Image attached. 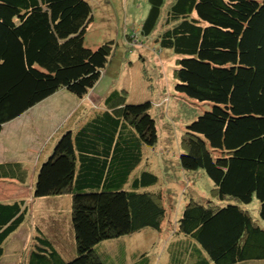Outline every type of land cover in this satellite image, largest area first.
Returning <instances> with one entry per match:
<instances>
[{"label":"trees","instance_id":"obj_1","mask_svg":"<svg viewBox=\"0 0 264 264\" xmlns=\"http://www.w3.org/2000/svg\"><path fill=\"white\" fill-rule=\"evenodd\" d=\"M148 1L142 42L175 56L178 98L210 106L185 125L161 174L148 152L159 142L150 100L130 103L125 90L111 88L88 118L61 127L31 196L54 200L61 214L41 217L26 264H152L139 249L109 260L96 251L148 227L175 235L164 264H264V0ZM93 19L89 0H0V135L57 92L83 98L104 78L114 41L86 45ZM133 34H125L129 45ZM21 169L0 163V180L26 182ZM200 169L212 198L191 199L169 219L181 174ZM27 201L0 199V261L26 222ZM255 202L257 214L248 208ZM56 219L72 239L50 231Z\"/></svg>","mask_w":264,"mask_h":264},{"label":"rangeland","instance_id":"obj_2","mask_svg":"<svg viewBox=\"0 0 264 264\" xmlns=\"http://www.w3.org/2000/svg\"><path fill=\"white\" fill-rule=\"evenodd\" d=\"M89 1L93 5L94 19L89 25L85 36L86 45L95 49L109 40L114 41V50L110 63L104 70V78L85 97L73 101L65 99V101L57 102L53 108L49 110L43 109L42 111H52V118L55 115H60L61 118H65V121L74 114H78V117L80 115L88 118L91 113L100 108L104 95L111 88H118L120 91L125 90L130 103H141L150 100L153 103L152 112L156 117L159 142L156 146L149 147L148 152L155 157L152 160L151 169L161 174L163 170L161 161L166 158H175L172 153L176 145L180 147L185 125L198 112L205 108L208 109L210 105L187 97L178 98L179 93L175 90L174 79L175 56L169 53L168 50H164L162 53L158 52L159 46L153 43L152 39L145 41V43L142 42V36L138 31L141 21L146 17L150 8L148 0ZM133 30L135 34L129 37V42L134 39L129 45L126 42L125 34H131ZM128 45L131 52L128 51ZM153 46L156 50L153 49ZM65 93L68 92L65 91ZM68 94L71 95L70 93ZM44 118L43 115L30 116L29 114L25 115L20 120L21 123L19 125L16 124V127L15 125H8L7 132L17 133V136L15 135L16 138L14 136L9 144L14 147L23 139L29 143L35 141V144L41 146L50 141L52 133H49L48 136L43 135L47 134V128H41L42 124L40 125L41 120ZM33 133L37 134L38 138L43 135L44 139L41 141L34 140L35 136ZM20 134L23 135V138H20ZM29 148L31 147L29 146ZM0 150L2 152V147ZM21 150L13 149L9 157L19 158ZM27 156H30V154H27ZM22 159L26 160L25 158ZM147 166L150 167L149 164ZM181 176L180 179H183V183L179 184L178 188L175 186L179 189L177 193L179 201L176 206L177 209L170 207L171 203H167L168 215L171 220L176 219L175 217L180 214L179 212H182L183 205L185 206L191 199L206 201L212 198L210 191L213 183L202 169L187 171L186 178L184 174H181ZM9 184H0V187L8 186L6 194L9 197L12 196L13 199L20 198L14 197L16 196L14 191H17L19 186ZM31 196L32 194H30L27 201L29 213L26 222L16 236L10 239V243L5 246L7 255L0 264L27 263V258L24 254L32 242L35 228L38 225L37 217H45L47 215L46 210L49 207L46 202L42 201L43 203L38 208V202L36 203L35 200H32ZM257 203L250 204V207H248L254 214L258 212ZM53 204L51 201L50 205L52 206ZM67 230H69V226ZM67 230L59 226L56 232L64 237L66 233L70 232ZM26 235L30 238L28 243H24ZM174 236L173 233L168 231L167 227L160 231L148 227L118 239L104 240L96 246V251L104 260H109L111 253L115 251L121 252L125 247L130 251L139 249L142 252L141 256L146 254L151 257L152 264H158L159 262L164 264L167 261H171L172 243L176 242ZM65 238L70 239L68 235ZM62 245L65 244L64 242L62 244L61 241V247ZM75 255L71 254L69 257H74Z\"/></svg>","mask_w":264,"mask_h":264},{"label":"crops","instance_id":"obj_3","mask_svg":"<svg viewBox=\"0 0 264 264\" xmlns=\"http://www.w3.org/2000/svg\"><path fill=\"white\" fill-rule=\"evenodd\" d=\"M65 99H69L70 101H73L75 99H81V98H79L75 95H72V94L69 95L68 93H65V91L64 92L59 91L55 95H53L51 98H48L47 100H45L41 104H39L37 107H34L33 109H31L29 111V113L24 114L23 116L14 120L11 123H8L5 126L3 132L1 133V135H0V148L2 147V152L0 150V163H11V162L20 163L22 166L21 170H24L27 173L26 182L18 183L17 180H12L10 182L9 179H6L7 181L6 180H0V184L8 185L9 183H11L9 185L19 186V189L17 191H14L16 193V196H14V197L29 199L28 197L30 196V194H32V186L34 184V180L36 177V172L38 171V168H39V164L41 163V161L43 159L47 158V156H49V154L53 150V147H54L55 141H56V137H57V133L59 132L60 128L66 124L75 125L78 121L83 119V116L79 115V117H78V114H74V115L69 116L68 120L65 121V118L64 119L61 118L60 115H55V117L52 118L51 117L52 111L51 112L50 111H42L43 109L49 110L50 108H53L57 102L65 101ZM29 114H30V116L31 115H33V116L43 115L45 117L44 119L41 120L40 125L42 124L41 128H44V127L47 128V130H46L47 134H43V135L48 136L49 133H52L51 134L52 137H51L50 141L46 142L45 144H43L41 146L40 145L38 146V144H35V141L29 143V142H26V140L21 139L17 143L16 146L12 147V145L9 143L11 142V140H13L12 138L17 133H13L12 131H11V133H9V131L7 132V129L9 128L8 125L9 126L15 125V127H16V124L19 125V123H21L20 120L25 115H29ZM73 117H75V119H73ZM71 119H73L72 122H71ZM41 128L39 127V129H41ZM33 134L35 136L34 140L41 141L44 139L43 135L41 138H38L37 134H35V133H33ZM16 136L14 138H16ZM20 138H23V135L20 134ZM52 139H53V141H52ZM29 146L31 148H29ZM15 148H17L18 150L22 149L21 150L22 152L19 154V158L9 157L11 151ZM27 154H30V156H27ZM22 158H25L26 160H24ZM6 192H8V186L0 187V195H1L0 199H4V198L9 197L6 194ZM4 196H7V197H4ZM42 200H44V198H41V200L35 199L36 203L38 202V206H37L38 208H40L41 204L43 203ZM52 202H54V200H52ZM51 212H53L54 216L61 214L60 210L54 209V207L50 205L47 208V214L50 215ZM37 218H38V225H39L42 223V219L40 216H38ZM59 226H61V228L62 227L64 228V221L61 222L60 219H56V222H53V225L49 224V228L51 229L50 231H53L57 235L56 229ZM16 234L13 237H15ZM72 237H73V235L72 236L69 235L70 239ZM29 241H30V238L26 235L24 243H28ZM6 252H7V249L5 251V254L3 255L0 263L5 259V256L7 255ZM64 258L66 259L67 257L64 256Z\"/></svg>","mask_w":264,"mask_h":264}]
</instances>
